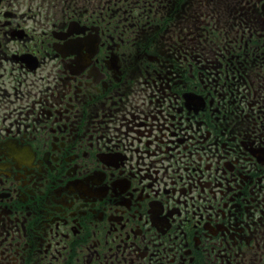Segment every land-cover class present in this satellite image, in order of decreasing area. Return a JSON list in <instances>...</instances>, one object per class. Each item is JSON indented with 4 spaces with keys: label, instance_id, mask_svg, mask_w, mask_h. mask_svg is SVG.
Returning a JSON list of instances; mask_svg holds the SVG:
<instances>
[{
    "label": "flooded vegetation",
    "instance_id": "1",
    "mask_svg": "<svg viewBox=\"0 0 264 264\" xmlns=\"http://www.w3.org/2000/svg\"><path fill=\"white\" fill-rule=\"evenodd\" d=\"M0 264H264V0H0Z\"/></svg>",
    "mask_w": 264,
    "mask_h": 264
}]
</instances>
